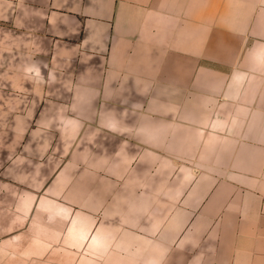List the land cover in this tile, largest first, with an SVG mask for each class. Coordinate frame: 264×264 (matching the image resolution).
Returning <instances> with one entry per match:
<instances>
[{
    "label": "crops",
    "instance_id": "obj_1",
    "mask_svg": "<svg viewBox=\"0 0 264 264\" xmlns=\"http://www.w3.org/2000/svg\"><path fill=\"white\" fill-rule=\"evenodd\" d=\"M0 127V253L264 264V0H0Z\"/></svg>",
    "mask_w": 264,
    "mask_h": 264
},
{
    "label": "rangeland",
    "instance_id": "obj_2",
    "mask_svg": "<svg viewBox=\"0 0 264 264\" xmlns=\"http://www.w3.org/2000/svg\"><path fill=\"white\" fill-rule=\"evenodd\" d=\"M3 134L4 136H9L10 135V128H1L0 127V136ZM9 142V137L5 138ZM5 140V141H6ZM6 142V143H8ZM5 144V143H4ZM8 160H0V170H1V163H5ZM58 161V160H56ZM56 165L53 163L52 164V169H54ZM8 180L2 176L0 172V217L1 216H7L6 214L7 210H10V203L11 200L13 199H18L17 192L15 193L14 197H12V192L10 191V186L7 184ZM21 193V192H20ZM1 220V219H0ZM1 232V231H0ZM4 239H0V245L2 246V242ZM18 260V261H17ZM27 259L25 255H20V256H12V255H6L3 253H0V264H26Z\"/></svg>",
    "mask_w": 264,
    "mask_h": 264
}]
</instances>
